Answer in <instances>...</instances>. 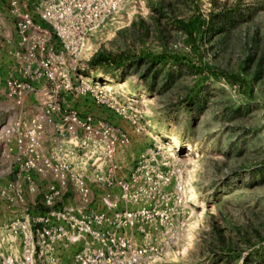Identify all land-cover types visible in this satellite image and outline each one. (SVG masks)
Returning a JSON list of instances; mask_svg holds the SVG:
<instances>
[{
    "label": "rangeland",
    "instance_id": "rangeland-1",
    "mask_svg": "<svg viewBox=\"0 0 264 264\" xmlns=\"http://www.w3.org/2000/svg\"><path fill=\"white\" fill-rule=\"evenodd\" d=\"M0 18L1 128L42 116L55 83L35 79L8 4ZM51 41L76 89L59 100L84 123L87 191L50 170L20 173L0 143V264H79L113 237L147 251L103 264H264V0H125L78 52ZM26 76L35 90L16 105L8 81ZM62 123L44 120L43 148Z\"/></svg>",
    "mask_w": 264,
    "mask_h": 264
},
{
    "label": "built area",
    "instance_id": "built-area-1",
    "mask_svg": "<svg viewBox=\"0 0 264 264\" xmlns=\"http://www.w3.org/2000/svg\"><path fill=\"white\" fill-rule=\"evenodd\" d=\"M30 1L0 0V8L8 4L9 11L15 19L19 47L28 51L27 56L36 59L39 68H42V71L36 72L35 79H48L55 83V87L45 92L42 116L29 118L21 112L15 115L10 122L2 125L0 143L6 146L4 153L12 156L20 173L23 170L29 172L50 170L62 185L72 180L81 186V191L86 192L87 189L83 184L84 174L78 167L80 163L78 156L84 143L78 138L77 133L78 127L84 123L76 109L64 111L63 103L59 100L63 89L69 91L76 89L68 79L66 70L60 65L61 58L56 54L57 48L51 39L53 36L57 37L62 42L64 50L72 53L78 52L88 34L118 10L125 0H40L32 9H29ZM35 15L39 16L40 21L36 20ZM34 90L35 86L27 76L14 77L8 81V96L16 105H22L26 95ZM55 113L62 114V130L58 129L59 135L55 136L49 148L45 149L42 145L44 144L42 143L44 120L46 118L51 120ZM87 120H91V117H87ZM108 132L109 130H106V134ZM90 133L91 138L96 134L95 131ZM115 149V140L110 139L105 147V155L112 156ZM121 184L125 190L129 189L128 183L121 182ZM58 193L59 187L51 183L45 193L47 203H52ZM83 222L92 232L91 225ZM50 232V229H45L46 234ZM109 241L107 251L98 249L93 253L88 248L78 254L79 264H103L108 253L130 256V263L137 262L147 251L146 248L133 247L130 240L124 237H120L118 241L114 237L108 238L106 243L108 244ZM114 244H118L117 252L113 248Z\"/></svg>",
    "mask_w": 264,
    "mask_h": 264
}]
</instances>
